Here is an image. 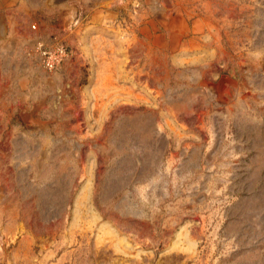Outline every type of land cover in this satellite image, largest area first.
Returning <instances> with one entry per match:
<instances>
[{"label":"rangeland","instance_id":"1","mask_svg":"<svg viewBox=\"0 0 264 264\" xmlns=\"http://www.w3.org/2000/svg\"><path fill=\"white\" fill-rule=\"evenodd\" d=\"M0 264H264V0H0Z\"/></svg>","mask_w":264,"mask_h":264},{"label":"built area","instance_id":"2","mask_svg":"<svg viewBox=\"0 0 264 264\" xmlns=\"http://www.w3.org/2000/svg\"><path fill=\"white\" fill-rule=\"evenodd\" d=\"M35 50L40 66L47 72L59 69L71 54L70 49L59 41L38 42Z\"/></svg>","mask_w":264,"mask_h":264},{"label":"crops","instance_id":"3","mask_svg":"<svg viewBox=\"0 0 264 264\" xmlns=\"http://www.w3.org/2000/svg\"><path fill=\"white\" fill-rule=\"evenodd\" d=\"M67 46V45H66ZM69 49H70V47L69 46H67ZM70 51H71V56L73 55V51H72V49H70Z\"/></svg>","mask_w":264,"mask_h":264}]
</instances>
